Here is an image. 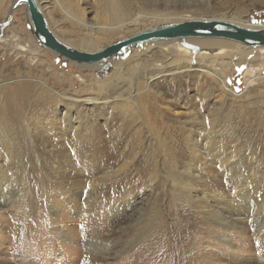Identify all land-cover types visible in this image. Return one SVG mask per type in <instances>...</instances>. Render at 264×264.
Returning a JSON list of instances; mask_svg holds the SVG:
<instances>
[{
	"label": "rangeland",
	"instance_id": "374dc122",
	"mask_svg": "<svg viewBox=\"0 0 264 264\" xmlns=\"http://www.w3.org/2000/svg\"><path fill=\"white\" fill-rule=\"evenodd\" d=\"M112 1L37 0L41 4L43 9L41 11L46 17L49 28L59 36L75 42L81 48H83L86 38L80 37L81 33L77 32L74 26L72 27L67 14L63 11V7L70 4L81 7L86 13V20L92 27L97 28L98 24H102V21L105 26L111 27L107 14L109 13L108 9L111 8ZM122 3L123 6H127L126 8L130 15L141 12L144 15L159 16L141 18L138 26L128 29L127 34L123 36L110 34L107 37H101L102 39L100 40L91 36L92 46L87 48L89 52H95L102 47L105 48L145 29L188 19H222L249 27H264V0H121ZM12 4L13 0H2L0 2V31L3 29L4 36L11 42L15 40L16 36H20L24 41L32 44L37 49L38 61L34 65L30 63L28 58H16L10 54L8 47L0 45V124L2 125L3 119L7 122L11 120L19 121L20 119V123L23 122V119L20 118L22 114L13 112L11 109L14 104H17L18 100L22 101L26 97L24 109L27 120L25 125L35 130V134H49L47 137L51 140L53 139L54 142L56 141L54 145L49 144V148L53 147L55 150L59 149L64 152L59 162L63 170L58 172L57 164L55 165L50 161L49 164L45 165V172L42 169L43 166L41 167L40 165V160L34 154L35 141L28 140L27 150L32 160L28 161L29 174L31 175L29 182H33L35 185L33 184V187L29 186L26 196L19 201L4 205L0 211L1 257L10 260L12 264H82L80 255L81 251L84 252V241L72 246L74 247L72 255L67 254L65 256L58 254L62 250L59 245H52L46 249V242H42L39 237L27 238L25 244L20 247L17 246L16 249L12 245L15 244L22 228L34 227L37 230L33 223L41 219L42 214L47 212L50 217H54L51 214L52 212L46 208V201L50 197L44 191L46 190L45 186L50 185L51 188L52 185H56L54 182L60 184L65 180L82 183L93 181L101 176L105 170L111 169L112 171L126 172L125 187L119 188L123 191L124 196L137 197L141 188L140 183L148 182L150 185L153 184V200L147 215L152 214L154 207L160 203L159 200L163 203L167 199L170 204H168L167 208L165 207V216L169 224L175 223L168 214L173 213L172 211L174 210L184 212L187 216L195 214L197 217L199 215L200 220L194 224L191 232H196L198 240L195 242L196 244L200 242L203 244V247L207 250V255L199 257L196 261L197 264H264V223L261 226H257L251 223L248 217H245V222L239 228L228 227L224 230L221 223L204 217L201 210L195 209L193 204H188L181 194V190H183L182 183L185 182L194 186L193 188L199 191L198 195L200 197L204 192L202 190L207 186L208 189L205 191L210 199L218 197L219 194H224L228 202H234L237 200L236 195L238 194L239 186L235 179L240 171H244L249 178L253 175H259L264 178V84L256 85L249 90L246 89L247 74L250 66L253 65L254 67H251V69L255 70L259 79L264 80V50L254 49L252 51L229 52L222 63L228 73L225 92L220 90L207 101L209 106L216 102H225L226 104L225 112L218 117L216 131L223 126L227 130L222 133V136H220V133H216L214 140L224 143L223 145L229 154V160L233 161L235 163L234 166L239 169L233 172L231 176L226 177L223 175L222 166L210 163L206 152L204 137L209 135L210 132L205 129L204 119L206 112L200 108V103L202 102L200 96L209 90L208 87H212L213 81L212 83L210 80L205 81L203 74L199 71V62L196 56L193 57V65H191L194 66L193 68L179 72H176L177 69H171L174 74H169L165 71L161 72L151 82L153 90H146V93L136 95L134 87H132V90L128 88L129 81L138 77L143 71H151L153 60H162L161 54L156 49L157 44L133 48L101 65L93 67L77 66L59 58L56 54H51L38 44L33 35L24 5L20 4L11 13V23L9 25L6 24L5 20L9 17V10ZM98 8H100L99 11ZM98 13L101 14L102 21L96 17ZM148 49L153 50L152 53H149V60L146 59L147 55L144 53ZM230 58L239 61L240 64L236 67L232 66ZM135 59H141L137 66L143 68L142 72L134 70L132 63ZM120 62H124L123 66L129 79L126 81L127 84L123 81L117 83L112 81L119 69ZM205 70L207 71V69ZM141 82L143 85L140 90L146 89L145 80L142 79ZM50 89L65 95V97L57 107L48 108L44 105L41 107L42 97L45 96L43 93ZM228 89L236 95L228 98ZM244 95L246 96L243 97ZM97 96L102 101L96 104L93 110H90L85 105L80 106L78 110H81L82 115L86 114V112L90 114L96 130L102 133L103 137H109L106 131V124L111 129L110 131H113L109 138L112 144L108 143L104 146L107 154L103 155H108V160L103 165L104 168L98 166L100 164L99 157L103 156L102 153L97 154V156L90 155L92 156L90 157L84 151L86 147L82 144H85L84 142L88 140L89 133L83 132L80 144H67V139L63 136L65 130L60 123L68 101H70L68 99L72 97L83 99ZM131 96H134L137 100L144 99L149 104L157 102L158 105L162 104L161 107L169 106L170 110L163 111V115L165 116L164 119L166 118L167 125L171 126L176 134L175 137H166L163 132V135L160 134L159 136L162 140H158L155 135L157 129L152 132L140 120L133 123L131 121L134 118L123 117L121 108L114 106L111 109L103 103L104 101L113 102L114 99L131 102ZM170 103L171 105H169ZM192 110L196 115L190 114ZM149 112L154 116L152 110H149ZM53 115L57 117L54 118ZM52 118L58 119L57 127L49 124ZM158 125L161 124L158 123ZM120 128L121 130H119ZM189 137H192L194 143L197 144L196 149L189 147V144L192 143L189 142ZM113 146L115 147L114 149ZM71 147H77V151L74 150V152ZM166 148L169 150L168 153L164 152ZM80 152L81 155H76ZM151 164H155L156 177H153V173L150 172ZM209 166L211 169L207 168ZM90 169H93V171H90ZM93 172L98 175H93ZM140 176H143L142 180H140ZM211 177L215 180L216 187L209 183ZM152 179H155V183L150 182ZM137 180L141 182L138 183ZM95 184L100 187L104 183L98 181ZM172 184L178 189L176 192L173 191ZM216 193L217 195H215ZM260 197L264 200V190L261 192ZM170 199L173 200V203ZM54 201H57L55 205L59 204V208L63 212L65 208L62 203H59V198H55ZM174 201L177 202L174 203ZM176 203L177 205H175ZM65 211L67 212V210ZM69 213L73 218L83 215L82 217H85L87 221L93 222L94 220L92 212L82 211L81 214V212L78 213L73 210L69 211ZM129 221V216L120 219L117 223L110 221L108 233H104L102 235L103 238H99V240L108 241L109 239L114 241L121 235H125V229H130L133 226ZM212 227L217 229L218 234L226 231L228 243L220 242L218 237L212 240V237H208L204 233L205 229H211ZM88 228L86 233L94 235L89 225ZM153 236L149 238L147 244L143 243V246L153 244L156 241ZM92 238L98 239V237ZM211 242L219 243L221 249L217 250V246H210ZM65 245L70 247L68 242ZM139 247L140 245L135 248L131 247L122 254L109 257L99 255L93 257L87 252L83 255H86V257L92 256V258L89 257L87 264H133L132 260L140 255L136 254ZM119 250L120 248L115 249V251ZM148 261L149 257H143L141 262L146 264Z\"/></svg>",
	"mask_w": 264,
	"mask_h": 264
},
{
	"label": "bare ground",
	"instance_id": "6f19581e",
	"mask_svg": "<svg viewBox=\"0 0 264 264\" xmlns=\"http://www.w3.org/2000/svg\"><path fill=\"white\" fill-rule=\"evenodd\" d=\"M1 1L2 0H0V2ZM37 3L39 5V8H41L40 2ZM20 4L24 5V1L13 0V4L11 7L12 10L15 11ZM64 7L63 11L67 14L72 27L74 26L75 30L81 33L80 37L86 38V42L83 44V48H81L75 42L59 36L50 28L49 29L53 32V34L59 41L86 53H91L87 50V48H90V46H92L91 36L95 37L97 40L102 39L101 37H107V35L110 34L123 36L127 34L128 29L138 26L141 18L159 16L152 14L150 16L149 14L144 15L141 14V12L130 15L128 9L126 8L127 6H123V3L121 4V0H113L110 5L111 8L108 9L109 13L107 14L109 23L112 26H105V23L101 20L102 16L100 12L96 15V17L102 21V24H98L96 28L90 26L85 17L86 13L81 7L73 6L72 4ZM99 9L100 8H98V11ZM41 10L43 11L42 8ZM10 16L5 20V23L8 25L11 23ZM27 16L29 22L31 23L29 15ZM258 29H264V27ZM2 30L0 31V45L8 47L10 54L14 55L16 58H28L30 60V63L35 65L38 61V57L36 55L37 49L32 44L24 41L20 36H16L15 40H13L12 42L9 41V39L4 36V32ZM149 44H157L156 49L161 54L162 60H153L151 63L152 70L149 72L148 70L147 72H142L141 70H143V68L137 66L139 64V60L141 59L133 60L134 62L132 64L134 70L141 71L142 73L138 77L132 78V81H129L130 83L128 88L132 90V87H134L136 95L144 94L146 93V90H153L151 82L155 77L159 76L161 72L165 71L169 74H174V71H171V69H177L176 72L183 70L188 71L189 69L194 67L191 65H193V57L196 56L199 62V71L203 74V78L205 79V81L210 80L211 83L213 81L212 87H208L209 90L204 92V94H201L200 96L202 98L200 108L204 110V112H206V117L204 119V122L206 124L205 129L210 132L209 135L204 137L206 141V152L209 156L210 163H212L213 165H221L223 168V175L226 177L231 176L233 172L239 169L238 167L234 166L235 163L233 161L229 160V154L227 153V149L223 145L224 143L219 141L216 142L214 140L216 138V133H220V136H222V133L227 130L223 126L220 128V130L216 131L218 117L225 112L226 104L225 102H216L209 106L207 104V101L212 96H214L216 92L220 90L225 92L228 73L224 69L222 63L225 61V58L228 56L229 52H241L240 50L252 51L254 49L264 50V47H252L246 44L225 39L186 38L173 41H153L138 46V48ZM105 48L102 47L92 53L100 52ZM135 48L137 47H134V49ZM49 52L51 54L57 55V52ZM152 52L153 50L149 49L148 51L144 52L147 55V60L150 59L149 53ZM115 57L116 56H114L113 58ZM230 61L231 65L234 67L240 64L239 61H236L234 59L232 60V58H230ZM68 62L77 66L86 67H93L103 64L99 63L93 66H89L79 65L72 61ZM120 63L121 64L118 66L119 69L114 75L112 81L116 83L123 81L127 84L126 81L128 79V75L125 72V67L123 66L124 62ZM251 67L253 68L254 66H250L247 74V90L253 88L256 85L264 84V80L259 79L258 74L255 72V70L251 69ZM205 69H207V71ZM142 79L145 80L146 89L144 90H140V87L143 85V83L141 82ZM227 92L229 94L228 98L234 97L236 95L229 89L227 90ZM43 95L45 96L42 97L41 107H43L44 105L48 108L57 107L65 97V95L60 94L53 89L44 92ZM245 96L246 95H244L243 97ZM25 98H23L22 101L18 100L17 104H14L13 108L9 106L10 108H12L11 111L19 112L20 114H22V117L20 118L23 119V122L20 123V119L19 121L9 120L10 122H7L5 119H3L2 125L0 124V211L3 209L4 205L10 204V202L13 201H19L22 197L26 196L29 186H32L33 184L35 185V183L29 182V178L31 177V175L29 174L28 161L31 160V158L28 154L29 151L27 150L28 140H32L33 142L35 141L34 154L36 155L37 159L40 160V165L41 167L43 166V170L45 169V165L49 164L50 161L55 165L57 164L56 167L58 172L63 170L60 167L59 162L63 157L64 151H61L59 149L55 150V148H49L48 146L49 144H56V141L54 142L53 139H49V137H47L49 134H35V130H33L28 125H25L27 120L25 118L26 115L24 109L26 103ZM131 99V102L114 99L113 102L104 101L103 103L111 109L114 106L121 108L123 117L129 116L134 118L131 121L133 123L140 120L152 132H155V129H157L155 135L158 140H162V138L159 136L160 134L163 135V132L166 134V137H175L176 134L172 130L171 126L167 125V122L165 121L166 118L164 119L165 116L163 115V111H166L167 109L170 110L169 106L161 107L162 104L158 105L157 102L149 104L148 101L144 99L137 100L134 96H131ZM68 100L70 101H68L66 110L63 113L62 118L60 119V123L65 130L63 136H65V139H67L66 143H73L74 145H77L81 140L83 132L86 131L89 133L88 140L84 142L85 144H81L86 147L84 151H86L88 156H97V154L99 153H102V155L107 154L105 153L104 146L108 143H111V140L109 138L111 136V132L113 131H110L111 129L106 124V131L109 137H103L102 133H99L96 130L95 125L91 121L90 114L86 112V114L82 115V113L80 112L81 110H78V108H80V106L82 105H85L90 110H93L95 108V105L101 102L102 99L97 96L89 98L86 97L83 99H76L75 97H72ZM169 105H171V103ZM149 110H152L154 112V116L150 114ZM190 114L196 115L194 114L193 110L190 111ZM56 115H53V117L56 118ZM51 120L52 121H49V124H51V126L53 127H57V123L59 122L58 119L55 120L52 118ZM158 123L161 125H158ZM119 130H121V128ZM190 132L192 133V131ZM189 142H192L191 144H189V147L192 149H196L197 144L194 143L192 137H189ZM71 148L73 149V151H77V147ZM114 148L115 147L113 146V149ZM164 152L168 153V148H166ZM76 155H81V152L77 153ZM99 158L100 164L98 166L104 168L103 165L105 162H107L108 155H103ZM30 164L32 165V163ZM151 166L152 167H150V172L153 173V177H156L157 172L154 169L155 164H151ZM207 168H210V166ZM90 171H93V169H90ZM45 175L47 174L45 173ZM93 175L96 176L98 174H96V172H93ZM125 177L126 172H120L119 170L112 171L110 169L105 170L101 176L97 177L93 181H86L85 183H82L79 181L65 180L60 184L54 182V184L56 185H52L51 188L50 185L45 186L46 190L44 191L50 197L46 201V208L50 210V212H52L51 214L54 217H50L46 212L42 214L41 219L33 223L37 230L34 229V227L22 228L19 233V237L16 239V242L14 241L15 244L12 245V247L14 246L16 249L17 246H23L27 238L39 237L41 238L42 242H46V249H48L52 245H59L62 250H60L58 254L65 256L67 254L72 255V252L74 250V247L72 246H75L77 245V243L84 241V252L81 251L80 255V258L83 262L82 264H87V262L89 261L88 259L90 256L86 257V255H83L86 252L90 253V255H92L93 257L98 255L109 257L112 255L115 256L118 254H122L123 252L128 251L129 248H135L139 245L140 247L137 249V253L135 251L134 252L140 255L139 257H135L134 260H132L133 264H145L141 262L143 260V257H149V261L146 264H197L196 261L199 257L207 255V250L203 247V244H201V242L199 244H196L195 242L196 240H198L196 232H191L194 224L198 223L200 220L199 215L197 217L195 216V214H193V216H187L184 214V212L182 213L180 211L177 212L174 210L172 211L173 213L168 214L175 223L169 224L166 221L167 217L165 216V209L168 207V204H170L168 202V199L163 203H161L162 201L159 200L160 203L157 204L156 207H154L152 214L147 215V212L151 207V203L153 200V184L150 185L148 182L140 183V180H142L143 178V176H140V180H137L138 183L141 184L140 192L138 194L139 196H124L123 191L119 188L125 187ZM154 180L155 179H152L150 182L155 183ZM98 181H101L104 184L99 187L95 184V182ZM214 181L215 180H213L211 177L209 183L214 186L216 184ZM235 181L239 186L237 190L238 194L236 195L237 200L234 202H228L224 194H219L218 197L210 199V197L207 196V192L205 191L206 189H208L207 186H205V188L202 190L204 192L200 197V195H198L199 191L196 188H193L194 186H192L191 184H187L185 182L182 183V198L188 204H193L195 206V209L201 210V213L207 219H213L215 222L221 223L224 230H226L228 227H232L235 229L239 228V226H242V224L245 222V217H248L249 221L253 224H256L257 226L263 225L264 200L261 199L260 195L264 190V178L259 175H253L251 178H249V176L247 177L244 171H240ZM51 184H53V182H51ZM216 186L217 185H215L214 187ZM172 189L175 192L178 190L176 189L174 184H172ZM215 195H217V193ZM55 198H59V203H62V205L64 206L65 209L63 208V212L61 211L62 209L60 210L59 204L55 205V203L57 202L54 201ZM136 201L139 202L136 203ZM171 202L173 203V200H171ZM175 202L177 201H174V203ZM175 205H177V203ZM65 210H67V212ZM73 210L78 213L81 212V214L82 211L92 212L94 216L93 222L87 221L85 217H82L83 215L76 216L75 218L71 217L69 211ZM126 216L130 217L129 222L130 224H133V226L130 229H125V235H121L117 238V240L114 241L109 239L108 241H104L103 239L102 241L99 240V238H103L102 235L104 233H108L110 221H112L113 223H117L120 219ZM88 225L90 226V228H92L94 235L86 233L87 229H89ZM152 228H154V230H152ZM204 233L208 237H212V240H215V237H218V240L222 243L228 241L226 239L227 232L224 231L222 234H218L215 227H212L211 229H205ZM151 236H153V238H156V241L149 246H143V243L147 244V241ZM92 237H98V239H94ZM67 242L70 244V247L65 245ZM212 242L209 244L210 246H217V250L221 249V247H219L221 246L219 243ZM192 243H194V245L191 246ZM230 246H232V244H230ZM116 248H120V250L115 251ZM141 253L143 254L141 255ZM92 256L90 258H92ZM0 264H12V262L10 260L2 258L0 253Z\"/></svg>",
	"mask_w": 264,
	"mask_h": 264
},
{
	"label": "water",
	"instance_id": "95a60500",
	"mask_svg": "<svg viewBox=\"0 0 264 264\" xmlns=\"http://www.w3.org/2000/svg\"><path fill=\"white\" fill-rule=\"evenodd\" d=\"M31 21V29L37 42L64 60L79 65L93 66L106 63L114 56L153 41H173L186 38L225 39L248 46L264 47V29L239 25L222 19H188L177 23L145 29L137 34L107 46L97 53L82 52L59 41L49 29L47 20L39 8L37 0H23ZM9 10V16L12 13Z\"/></svg>",
	"mask_w": 264,
	"mask_h": 264
}]
</instances>
